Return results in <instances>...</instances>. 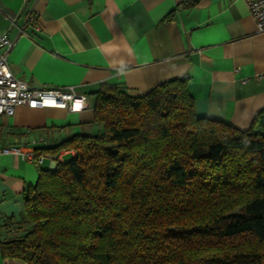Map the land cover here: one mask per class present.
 <instances>
[{
    "label": "trees",
    "instance_id": "1",
    "mask_svg": "<svg viewBox=\"0 0 264 264\" xmlns=\"http://www.w3.org/2000/svg\"><path fill=\"white\" fill-rule=\"evenodd\" d=\"M94 96L100 130L41 149L75 156L40 170L3 259L264 264V134L197 117L183 80Z\"/></svg>",
    "mask_w": 264,
    "mask_h": 264
},
{
    "label": "crops",
    "instance_id": "2",
    "mask_svg": "<svg viewBox=\"0 0 264 264\" xmlns=\"http://www.w3.org/2000/svg\"><path fill=\"white\" fill-rule=\"evenodd\" d=\"M4 32L15 43L14 76L33 89L75 87L85 106L0 116V147L42 138L35 147L52 148L96 134L94 93L120 87L140 97L171 80L186 81L197 117L264 134V33L244 0H0ZM74 156L62 151L57 161ZM55 164L0 156V241L9 223H24L26 191ZM0 264L25 263L0 253Z\"/></svg>",
    "mask_w": 264,
    "mask_h": 264
},
{
    "label": "built area",
    "instance_id": "3",
    "mask_svg": "<svg viewBox=\"0 0 264 264\" xmlns=\"http://www.w3.org/2000/svg\"><path fill=\"white\" fill-rule=\"evenodd\" d=\"M255 22L258 33H264V0H244ZM26 23L37 28L35 17L31 13L24 16ZM7 32L0 33V116H13L19 107L29 109L57 108L76 112L85 106V97L77 93L75 87L33 89L27 82L18 79L10 70L7 55L14 46ZM78 106L79 108H76ZM43 139L22 141L0 147V156L15 155L26 163L39 168L43 162L55 164L60 153L49 154L35 147Z\"/></svg>",
    "mask_w": 264,
    "mask_h": 264
},
{
    "label": "rangeland",
    "instance_id": "4",
    "mask_svg": "<svg viewBox=\"0 0 264 264\" xmlns=\"http://www.w3.org/2000/svg\"><path fill=\"white\" fill-rule=\"evenodd\" d=\"M69 159L68 157H65V160Z\"/></svg>",
    "mask_w": 264,
    "mask_h": 264
}]
</instances>
